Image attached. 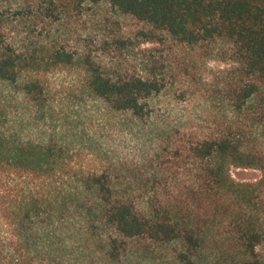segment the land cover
<instances>
[{
    "label": "rangeland",
    "instance_id": "374dc122",
    "mask_svg": "<svg viewBox=\"0 0 264 264\" xmlns=\"http://www.w3.org/2000/svg\"><path fill=\"white\" fill-rule=\"evenodd\" d=\"M148 32L105 2L70 12L53 11L40 0H0L3 40L39 65L15 83L0 81V128L21 142L63 147L70 176L61 182L78 190L76 207L60 218L64 222L49 224L56 234L49 239L52 246L46 244L51 255L40 253L31 264H110L103 247L112 232L98 221L94 191L81 190L83 177L103 176L113 193L143 205L185 197L189 187L199 186L201 167L189 149L205 139L232 130L245 144L264 147V112L250 122L246 105L237 109L231 62L220 42L191 47L166 36L152 41ZM54 49L76 61L90 57L109 76L152 74L161 91L146 100L141 119L114 112L92 95L81 69L50 66L48 51ZM30 81L40 90L37 101L23 92ZM230 177L240 184L262 178L257 171L237 169H230ZM222 244L220 236L208 241L186 263L179 260L174 242L132 240L115 264H231L222 256ZM259 251L264 255V242ZM11 255L10 234L0 214V257Z\"/></svg>",
    "mask_w": 264,
    "mask_h": 264
},
{
    "label": "trees",
    "instance_id": "16d2710c",
    "mask_svg": "<svg viewBox=\"0 0 264 264\" xmlns=\"http://www.w3.org/2000/svg\"><path fill=\"white\" fill-rule=\"evenodd\" d=\"M40 1L53 11L70 12L84 4L105 2L144 24L152 41L166 36L191 47L220 42L231 62L229 78L235 83L237 109L246 105V121L250 122L264 112V0ZM48 54L54 69H81L92 95L114 112L141 119L146 100L161 91L152 74L147 78L109 76L90 57L76 61L56 49ZM38 67L37 61L13 50L0 33V81L15 83L21 74ZM23 92L34 101L40 95L32 81L24 85ZM189 153L200 164V184L189 187L187 196L179 199L166 197L136 205L113 193L103 176L82 178L81 190L96 194L99 223L112 232L103 247L108 263L120 262L122 248L132 240L174 242L180 248L179 260L187 263L188 256H199L208 241L220 236L222 256L231 264H264L259 251L264 242V147L245 144L241 134L231 130L203 140ZM230 169L257 171L262 178L255 184L236 183ZM68 176L63 147L21 142L0 128V214L13 246L11 258L0 257V264H31L40 253L51 255L47 249L52 247L46 244L52 246L49 239L56 234L50 226L56 220L64 222L60 218L76 207L78 190L61 182Z\"/></svg>",
    "mask_w": 264,
    "mask_h": 264
}]
</instances>
